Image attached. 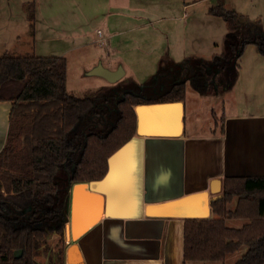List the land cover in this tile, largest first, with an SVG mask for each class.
Here are the masks:
<instances>
[{
    "label": "crops",
    "instance_id": "crops-1",
    "mask_svg": "<svg viewBox=\"0 0 264 264\" xmlns=\"http://www.w3.org/2000/svg\"><path fill=\"white\" fill-rule=\"evenodd\" d=\"M125 1L36 0L33 28L27 31L22 25L14 27L12 15H4L13 13L12 6H7L0 11V56L31 53L65 56L69 61L68 54L89 50L92 54L77 59V92L84 77L92 76L89 72L100 63L111 70L121 66L123 78L133 79L149 71L156 74L167 56L172 62L191 57L186 22L177 25L181 32L173 31L174 25L165 28L160 17L151 20L127 13L124 10L130 2L127 6ZM191 7L176 6L184 12L177 18L185 20ZM20 8L28 14L27 6ZM94 19L100 27L92 35L86 24ZM42 26L43 40L59 53L43 52V47L37 50ZM98 30L103 32L101 37ZM96 44L109 52L106 57ZM98 77L106 82L98 83V89L112 85ZM213 97L199 91L193 94L187 86L182 101L134 106L135 135L110 157L107 175L88 182L93 192L103 196L104 210L101 220L79 240L86 264H224L184 260L185 221L216 216L212 202L217 181L223 197L226 178L264 177V112L219 117ZM11 107L10 101H0V152L7 139ZM230 220L235 227L244 223ZM230 257L226 263L233 264Z\"/></svg>",
    "mask_w": 264,
    "mask_h": 264
},
{
    "label": "trees",
    "instance_id": "trees-1",
    "mask_svg": "<svg viewBox=\"0 0 264 264\" xmlns=\"http://www.w3.org/2000/svg\"><path fill=\"white\" fill-rule=\"evenodd\" d=\"M219 2L209 13L226 22L231 39L239 34L244 16L227 9L223 0ZM27 7L33 26L36 0ZM247 22L250 34L239 44H229L230 56L225 51L197 62L208 66L213 61L216 72L210 66L195 71L189 65L193 57H187L176 62L183 74L152 94L102 86L92 95L77 96L67 88L66 57L1 55L0 101H10L12 107L7 139L0 152V264H65L71 186L99 181L107 175L110 157L136 133L135 105L182 101L188 83L201 94H210L212 82L220 85L213 77L224 73L223 59L240 58L248 44L255 45L264 56L261 20ZM113 98L118 113L115 123L104 132H80L102 102ZM61 173L67 178L63 192ZM234 200L236 205L231 209ZM212 207L213 218L185 221L184 260L230 264L227 259L246 246V252L233 264H264V177L226 178L223 197L213 200ZM230 219L244 223L230 226ZM54 235L59 236L58 245L64 244L55 252L49 246ZM18 250L22 255L15 257ZM41 256L47 257V263L39 260Z\"/></svg>",
    "mask_w": 264,
    "mask_h": 264
},
{
    "label": "rangeland",
    "instance_id": "rangeland-1",
    "mask_svg": "<svg viewBox=\"0 0 264 264\" xmlns=\"http://www.w3.org/2000/svg\"><path fill=\"white\" fill-rule=\"evenodd\" d=\"M31 1L32 0H0V11L7 6H12L13 13H4V15L13 16V22H15L14 27L17 28L22 25L25 28V31H27L30 26L31 30L33 28L32 22L28 20V14L23 13L20 8L24 5L27 6V3ZM128 1L130 2V6L124 11H127V13L129 12L131 15H146L151 20H155L157 19L156 17H160L164 22L163 25L165 28H168L169 24L174 25L173 27L175 28L172 29L173 31L181 32L182 27L180 26L178 28L177 25L181 24V22L183 23V21L186 22L187 25L185 28V34L187 35L189 48L192 49L191 57H193L191 58L192 63L189 65H193L195 71L199 68L205 71V69L210 66L213 68V71L216 72L215 70L218 68H216L213 61H210L208 66L203 63L198 65L197 62L200 59L207 61L211 60L215 55L220 56V54L225 51L230 56L232 50L229 44L231 42L239 44L243 40V36L250 34L251 27L247 22L248 20L256 21L260 19L261 26L259 27L260 30L264 32V0H225L224 4L227 9L235 10L240 15L244 16L239 34L233 36L231 39L230 37H227L228 32L226 22L222 18L213 16L209 13V9L211 7L220 3L218 0H126L125 4L127 6ZM178 5H180L181 8H183V5H192L191 8L187 9V16L185 20L180 21L177 18L178 16L184 14V12L181 14L177 10L176 6ZM27 9L29 8L27 7ZM156 9L160 11L157 12ZM172 15L174 18H170ZM125 17H128L127 14H125ZM160 24H162V22ZM86 27L93 35L100 26L99 22L94 19L90 23H87ZM44 34L45 30L44 26H42L38 36L37 50L41 52V47H43V52L47 51L55 54L59 53L60 50H56V48H54L55 46H50L49 41L43 40ZM133 34L134 33H132L130 37H132ZM94 46L96 49L100 48L98 44ZM81 52H85L86 54H82ZM81 52L77 51L73 54H68L69 90L72 94L77 96L92 95L98 89V83L103 85L106 82L100 77L96 78V75H86L87 77H84L85 81L83 87H79V92L75 90V85L77 84V73L79 72L78 67L80 64V61L77 59L83 55L88 56L92 54L89 50H82ZM100 52L101 55L105 57L109 53H107L104 48H100ZM72 55L74 56L72 57ZM110 57H112V52H110ZM166 58L162 61V67L158 73L150 75L149 71L146 74H143L145 75L143 78L138 77L130 79L126 77L117 83L110 85V87L119 90L130 89L138 92H144L145 94H152L159 91L162 84L167 86L168 83H171L183 74V71L176 63L177 61L172 62L166 60ZM149 61L152 64V58H150ZM223 61L225 63L223 69L224 73L213 77V79H217V82L220 84L219 87L214 85V82H212L211 87H209L211 91L210 94L215 96L212 100L215 99L214 102L216 103L215 107L217 115L222 117L224 114L231 115L244 111H248L250 113L264 112V56L259 53L257 47L253 44H248L240 58L236 60L223 59ZM222 63L223 62H221V64ZM154 65H156V63H154ZM156 67L157 65L153 69L156 70ZM226 84L228 86H226ZM217 87L218 89H216ZM188 89L193 94L197 91L191 83H188ZM219 100H221L220 103H218ZM115 102V98H113L111 102H102L96 111L97 113L93 114L89 121L80 127V132H104L109 129L118 117ZM79 154L80 151H77L75 156L78 157ZM59 177L61 179L60 189L63 192L67 178H65L64 173H61ZM233 207L234 203L229 205V208L233 209ZM227 222L230 226L235 227L233 223L234 221L228 220ZM58 242V235H54L49 239L50 249L54 250V252L57 251L59 247L64 245H58ZM66 242L65 247L67 248L71 244V241L68 239ZM246 250L247 247L242 246L240 250L231 255V262L239 259L246 252ZM39 260L43 263H47V257L41 256L39 257Z\"/></svg>",
    "mask_w": 264,
    "mask_h": 264
},
{
    "label": "water",
    "instance_id": "water-1",
    "mask_svg": "<svg viewBox=\"0 0 264 264\" xmlns=\"http://www.w3.org/2000/svg\"><path fill=\"white\" fill-rule=\"evenodd\" d=\"M90 75H97L105 78L109 83L115 84L124 77V69L119 66L116 70L105 67L102 63L98 64L90 72ZM215 186V196L213 200L222 197L220 194V184L217 181ZM104 210V198L101 194L95 193L90 189L88 182L75 183L71 186L68 198V214L70 215L69 224L66 225V240L71 244L66 249L67 264H86L82 253L79 240L102 217ZM22 250L15 252V257H20Z\"/></svg>",
    "mask_w": 264,
    "mask_h": 264
},
{
    "label": "built area",
    "instance_id": "built-area-1",
    "mask_svg": "<svg viewBox=\"0 0 264 264\" xmlns=\"http://www.w3.org/2000/svg\"><path fill=\"white\" fill-rule=\"evenodd\" d=\"M97 33H98V35H100V37H101V36H102V34H103L102 30H98V32H97ZM102 43H104V44H105V43H106V41H105V40H102Z\"/></svg>",
    "mask_w": 264,
    "mask_h": 264
},
{
    "label": "bare ground",
    "instance_id": "bare-ground-1",
    "mask_svg": "<svg viewBox=\"0 0 264 264\" xmlns=\"http://www.w3.org/2000/svg\"><path fill=\"white\" fill-rule=\"evenodd\" d=\"M216 186V185H215Z\"/></svg>",
    "mask_w": 264,
    "mask_h": 264
}]
</instances>
